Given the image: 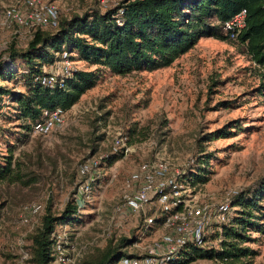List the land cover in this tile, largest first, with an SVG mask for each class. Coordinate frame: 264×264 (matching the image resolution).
<instances>
[{
	"label": "rangeland",
	"instance_id": "obj_1",
	"mask_svg": "<svg viewBox=\"0 0 264 264\" xmlns=\"http://www.w3.org/2000/svg\"><path fill=\"white\" fill-rule=\"evenodd\" d=\"M20 1L0 0L3 59L8 47L23 48L32 36L33 30L1 23L3 11ZM43 1L54 5L61 18L89 8H113L120 0ZM66 66L94 70L97 80L63 112L61 125L38 135L20 128L12 114L0 116L6 130L0 133V155L11 151L20 175L19 181L0 182V264H35L30 234L46 212L58 215L73 199L79 201L77 218L55 228L71 264H92L102 249L123 239L119 250L141 253L165 231L153 220L144 225L147 218L161 215L153 191L142 210L125 206V196L135 193L143 173L157 184L176 173L204 169L203 183H177L171 190L185 207L209 205L212 225L234 193L264 180V78L239 43L201 37L170 65L152 71L112 74L79 60ZM19 84L4 83L17 90ZM216 130L221 137L205 140ZM9 131L13 134L6 144ZM115 139L119 142L113 148ZM111 154L119 158L108 164L103 158ZM91 159L97 167L83 170ZM157 161L166 165L162 175L155 173ZM130 175L137 178L126 187ZM84 183L89 186L85 193L80 190ZM249 236L254 241L246 245L256 253L250 264H264V231ZM188 264L221 263L197 259Z\"/></svg>",
	"mask_w": 264,
	"mask_h": 264
},
{
	"label": "trees",
	"instance_id": "obj_2",
	"mask_svg": "<svg viewBox=\"0 0 264 264\" xmlns=\"http://www.w3.org/2000/svg\"><path fill=\"white\" fill-rule=\"evenodd\" d=\"M241 9L245 11L244 26L234 39H229L221 31V25ZM50 28L53 30L36 27L23 48L10 46L6 58L0 56V116L12 114L25 131H31V125L40 120L44 110L67 111L97 80L94 70H75L71 77L63 80L62 86L43 84V68L62 58V52L70 61L79 60L112 74H125L166 67L199 38L212 37L242 45L264 78L262 0H120L113 8L102 11L89 8L58 18L56 26ZM7 81L19 82L21 89L6 87ZM261 88L264 90V83ZM3 131L6 130L0 127V133ZM218 132L221 131L205 135V140L221 137L216 135ZM227 132L230 131L223 133ZM8 134L6 144L13 133L9 131ZM117 158L116 154H111L103 160L111 164ZM16 168L11 151L0 155V182L19 181ZM200 168L197 172L178 175L177 181L191 187L203 183L205 170ZM78 204L79 201L73 199L58 215L46 212L41 217L29 236L32 263H52V234L58 225L77 218ZM180 208L178 205L170 211ZM230 210L226 221L211 224L212 230L205 237L204 245L186 243L167 264H188L197 259H215L221 264H250L256 253L246 245L254 241L249 233L264 231V180L252 189L236 192L230 200ZM153 220L160 224L162 216ZM124 240L106 246L94 256L92 264H116L126 255L119 250Z\"/></svg>",
	"mask_w": 264,
	"mask_h": 264
},
{
	"label": "built area",
	"instance_id": "obj_3",
	"mask_svg": "<svg viewBox=\"0 0 264 264\" xmlns=\"http://www.w3.org/2000/svg\"><path fill=\"white\" fill-rule=\"evenodd\" d=\"M264 7V0H262ZM245 11L241 9L221 25V31L227 35L229 39H234L236 33L244 26ZM58 19V11L54 5L43 0H21L20 5L16 8H8L3 11L2 24L9 26L14 24L18 27L33 30L36 27H55ZM65 52H62V58L54 62L47 68H43L45 75L42 78V83L45 85L62 86L63 80L71 77L73 71L66 66L68 59L65 57ZM63 123V112L58 109L42 111L40 120L31 125V131L38 135H46L53 128ZM119 140L115 139L113 148H116ZM115 150V149H114ZM159 164L154 165L155 173L162 175L166 172V165L163 162L157 161ZM97 167L94 160H90L88 165L83 166V170L87 168ZM143 170L144 165L141 167ZM139 181L136 191L131 196H125V206L131 211L142 210L148 194L154 192L157 194V200L162 204L160 211L162 220L160 224L164 228L163 234L159 240L154 241L148 245L144 251L139 254H126L121 256L116 264H167L169 259L186 243L192 242L196 245H204L205 237L210 231L209 212L211 210L209 205H198L192 207H185L181 196L176 195L177 176L180 173L168 179V181H160L157 184L153 183L152 175L145 174ZM137 175H130L128 181L125 182L127 187L130 181H134ZM88 184L84 183L80 186L81 192L88 191ZM235 194V193H234ZM77 200V199H76ZM79 205V204H78ZM180 205V209L170 211L174 207ZM230 210V201L222 205L219 209L217 223L227 220V215ZM153 219L147 218L145 227H149V223ZM154 222V220H153ZM219 230V228H217ZM52 253L54 249V259L61 264H71L69 257L63 254V241L59 234L54 232L52 234Z\"/></svg>",
	"mask_w": 264,
	"mask_h": 264
}]
</instances>
